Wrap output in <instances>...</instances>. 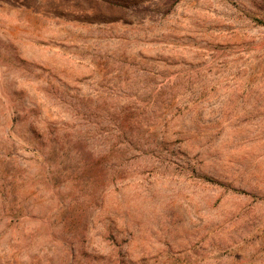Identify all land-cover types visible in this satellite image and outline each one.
Here are the masks:
<instances>
[{
  "label": "rangeland",
  "instance_id": "1",
  "mask_svg": "<svg viewBox=\"0 0 264 264\" xmlns=\"http://www.w3.org/2000/svg\"><path fill=\"white\" fill-rule=\"evenodd\" d=\"M0 264H264V0H0Z\"/></svg>",
  "mask_w": 264,
  "mask_h": 264
},
{
  "label": "trees",
  "instance_id": "2",
  "mask_svg": "<svg viewBox=\"0 0 264 264\" xmlns=\"http://www.w3.org/2000/svg\"><path fill=\"white\" fill-rule=\"evenodd\" d=\"M257 22H259L260 24H262L263 22L259 21V20H256Z\"/></svg>",
  "mask_w": 264,
  "mask_h": 264
}]
</instances>
